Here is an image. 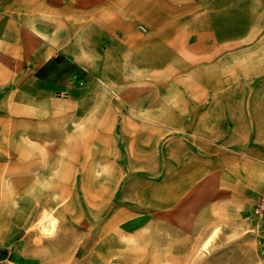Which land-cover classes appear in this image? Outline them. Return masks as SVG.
<instances>
[{"label":"crops","instance_id":"crops-1","mask_svg":"<svg viewBox=\"0 0 264 264\" xmlns=\"http://www.w3.org/2000/svg\"><path fill=\"white\" fill-rule=\"evenodd\" d=\"M240 10L239 0H0V258L133 260L123 244H97L71 263L64 231L35 242V191L78 184L75 171L84 169L141 173L150 154L170 172L136 182L132 200L146 202L155 186L157 218L176 227L188 219L189 233L258 230L264 101L246 100L240 50L229 51L244 40L229 32ZM148 216L117 207L110 223Z\"/></svg>","mask_w":264,"mask_h":264},{"label":"rangeland","instance_id":"rangeland-1","mask_svg":"<svg viewBox=\"0 0 264 264\" xmlns=\"http://www.w3.org/2000/svg\"><path fill=\"white\" fill-rule=\"evenodd\" d=\"M239 7H242L239 13L241 23L230 25L229 32L230 35H243L244 40L237 43L230 41L229 51L240 50L237 59L240 69L245 71L243 85L246 100L253 95L254 101H264V0H239ZM168 136H165L166 146ZM123 159L126 167L132 166L128 155L124 154ZM158 161L161 163L157 155L150 154L149 169L141 173L131 168L84 169L75 171L78 184L37 187L33 240L40 244L51 238L60 240L59 233L64 231L63 241L67 240L73 247L69 249L71 263L87 259L91 252L88 248L94 245L114 249L123 244L127 247L125 251L133 255V260L128 256L125 258L127 264H264L262 218L257 225L258 230H248L239 235L223 234L220 229L189 233L188 219L176 227L172 217H165L164 220L156 217V200L160 192L155 186L147 187L146 202L133 201L136 182L155 183L170 172L157 168ZM52 176L60 178L62 171L58 170ZM97 178H100V184L94 185ZM111 180L121 181V184L110 185ZM117 207L148 210L151 216L142 219L117 218L116 222L110 223V216ZM196 224V229H204V219H197ZM140 225L144 227L143 232ZM112 256L118 258L121 255L113 253ZM9 258L18 264L11 255Z\"/></svg>","mask_w":264,"mask_h":264},{"label":"built area","instance_id":"built-area-1","mask_svg":"<svg viewBox=\"0 0 264 264\" xmlns=\"http://www.w3.org/2000/svg\"><path fill=\"white\" fill-rule=\"evenodd\" d=\"M254 212L259 218L264 219V192L256 201ZM0 264H14V262L9 257H3L0 258Z\"/></svg>","mask_w":264,"mask_h":264}]
</instances>
